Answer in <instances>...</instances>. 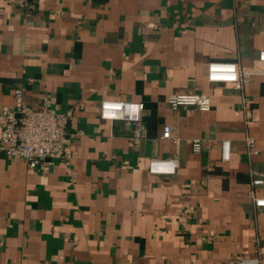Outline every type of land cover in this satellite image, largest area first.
<instances>
[{
  "label": "crops",
  "instance_id": "0c3cea01",
  "mask_svg": "<svg viewBox=\"0 0 264 264\" xmlns=\"http://www.w3.org/2000/svg\"><path fill=\"white\" fill-rule=\"evenodd\" d=\"M29 1L0 2V108L17 87L35 108L49 94L70 116L73 157L30 168L0 143V264H264V212L248 196H264L251 183L264 170V73L243 88L208 79L213 60L258 61L264 0ZM171 93L209 94L212 108L173 109ZM108 99L144 102L147 137L103 119ZM151 158L179 165L155 174Z\"/></svg>",
  "mask_w": 264,
  "mask_h": 264
},
{
  "label": "built area",
  "instance_id": "2783aa9c",
  "mask_svg": "<svg viewBox=\"0 0 264 264\" xmlns=\"http://www.w3.org/2000/svg\"><path fill=\"white\" fill-rule=\"evenodd\" d=\"M11 5L28 7L29 0H0ZM153 24H149L151 27ZM264 73V50L260 52L259 59L253 66H245L237 61L213 60L208 63V79L211 82L232 83L237 88H243L249 82L252 75ZM15 103L0 108V143L5 153L13 158L24 159L30 168L37 167L46 159L62 160L69 163L73 155L67 148V127L70 116L66 112L58 111L51 105L52 97L44 96L41 106L32 107L25 99L22 87L15 88ZM249 102V98H244ZM168 105L176 109L181 106H189L201 111L212 108L211 96L206 93H171L167 96ZM144 102L108 99L101 102V117L110 121L123 120L132 128V138L143 139L147 137V127L143 119ZM172 126H164L162 138H173ZM175 142L179 140L176 138ZM249 156L258 154L256 141L253 137L245 139ZM204 148L201 138L192 141L194 153H201ZM222 156L229 160L231 141L222 140ZM179 165L178 158L162 159L151 158L149 171L151 173H173ZM72 176V171L68 170ZM252 186L264 184V170L253 169L251 171ZM248 196L254 205L264 212V196L256 195L252 189ZM259 254H262V240L258 238ZM257 257L241 259V264H259Z\"/></svg>",
  "mask_w": 264,
  "mask_h": 264
},
{
  "label": "water",
  "instance_id": "95a60500",
  "mask_svg": "<svg viewBox=\"0 0 264 264\" xmlns=\"http://www.w3.org/2000/svg\"><path fill=\"white\" fill-rule=\"evenodd\" d=\"M221 145H222V143H221Z\"/></svg>",
  "mask_w": 264,
  "mask_h": 264
}]
</instances>
